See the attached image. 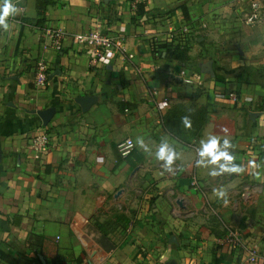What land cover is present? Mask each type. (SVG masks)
<instances>
[{
    "label": "crops",
    "instance_id": "obj_1",
    "mask_svg": "<svg viewBox=\"0 0 264 264\" xmlns=\"http://www.w3.org/2000/svg\"><path fill=\"white\" fill-rule=\"evenodd\" d=\"M133 2L145 11L139 23L132 20ZM12 3L17 12L6 29L0 28V264H42L40 257L45 264H264V254L250 263L242 247L218 244L222 227L208 219L213 215L238 225L241 217L248 234L249 215L263 212L264 28L251 31L248 47H241L233 61L236 68H253L252 75L240 71L243 75L222 79L213 53L217 45L196 37L201 52L208 53L205 58L194 55L190 40L210 17L206 0ZM41 5L42 26L23 21L37 18ZM46 27L66 32L109 28L125 36L133 57L92 61L90 48L69 39L59 52L44 48ZM182 32L186 41L176 40ZM165 42L188 47L186 66L164 53L153 54ZM250 51L260 54L250 59ZM40 61L48 67L41 87L33 81ZM89 95L96 101L83 111L75 98ZM47 107L55 111L42 125L33 111ZM183 111L194 118L205 112L199 136L188 143L163 126L164 118L173 122ZM251 111L258 116L251 119ZM36 129L48 139L38 158L26 142ZM248 134L257 136L256 143ZM211 137L218 141L216 148L201 156ZM125 138L134 147L122 156L118 144ZM159 149L176 153L171 165L157 158ZM220 151L231 154L232 161L212 162ZM231 165L240 170L230 171ZM138 181L146 185L140 188L145 200L133 212L135 223L126 226L131 213L123 207L137 206L131 200ZM257 191L261 198L248 201ZM30 233L48 238L42 255L27 248ZM250 236H243L245 243Z\"/></svg>",
    "mask_w": 264,
    "mask_h": 264
},
{
    "label": "rangeland",
    "instance_id": "obj_2",
    "mask_svg": "<svg viewBox=\"0 0 264 264\" xmlns=\"http://www.w3.org/2000/svg\"><path fill=\"white\" fill-rule=\"evenodd\" d=\"M199 1V0H198ZM202 2H205V0H201ZM206 7H205V11H207L210 14V17L208 19V21H204L205 22V26H200L199 28L196 29V34H191V41L193 43V47H195V56H200L202 55L203 52H201V49H199V45L196 44V37H198L199 35L203 36V40L202 42L205 43H212L215 44L217 46H214L217 48V50L214 53V56L216 58V56H218L219 58H216L219 65L217 67L219 72L221 71V74H218V77H222V79H224L225 77H229V76H236L237 73L239 72V74H241L243 71L246 73V75L251 76L252 75V70L253 68H250L249 66H238V67H248L250 69V71H247L245 69H241V68H237L238 70H236L235 68V61L237 58H239V54L238 51L239 49L242 48H247L248 47V39L251 37V31H256L254 29L258 28L263 29L264 28V0H206ZM256 3L258 4L259 8L255 9L252 8V4ZM204 4V3H202ZM240 7V8H239ZM231 14V15H229ZM253 14L255 15V17H253ZM252 16V17H251ZM134 22L139 23L138 18H135ZM198 22V21H197ZM199 24V22H198ZM261 24V26L258 27V25ZM222 32L227 33V37H223ZM182 34H186L185 32L179 33L176 36V40H184L186 41V37L182 36ZM223 41H227V44L223 43ZM188 42V41H187ZM166 43V42H165ZM176 44H180L179 42H177ZM173 45V44H172ZM183 44H181L180 46H182ZM184 47H186V45H183ZM224 46V47H222ZM192 48V47H191ZM250 48H252L250 46ZM264 49V48H263ZM263 52L261 53L262 55H264V50H262ZM249 57L250 59H253V57H256L258 54H260L259 52H253L250 51L249 52ZM208 53H203L204 56H206L205 58H207ZM212 56H210L211 58ZM213 58V57H212ZM211 58V59H212ZM234 63V68L230 71L231 68H229V66H232ZM243 75V74H241ZM236 94H239L237 91H235ZM238 105V103H237ZM252 105V102H249V105H245L248 106L247 108L249 109L250 106ZM241 107L243 105H240ZM238 106V107H240ZM256 106V105H255ZM244 121L246 123V125L249 126L250 121L249 119H247L246 117L244 118ZM250 133V132H249ZM249 135V134H248ZM246 135V136H248ZM256 137L257 136H248V139H250L251 143H256ZM263 137V136H262ZM261 137V141L259 140L260 143L264 144V137ZM27 143H30V137H28L26 139ZM261 152L263 151L264 154V147H260ZM151 183V182H150ZM264 183V182H262ZM261 183V184H262ZM134 186L135 187H139V189H135V193L134 196L131 200V202L136 201L135 205L137 204V206H133L130 203H125L126 207H123V209L127 208V210H129L130 216L128 217V220L126 222V226L129 225H133L136 221L135 218V214L133 213L136 209L139 208L141 201H144V193L140 192V188H144L145 183L143 182H139L137 183V185H135L134 182ZM149 187V186H148ZM150 188V187H149ZM258 188V187H257ZM258 195L249 199L248 201H252V200H257L260 197V193L259 191H257ZM205 197L203 195H201L199 197L201 202H204L203 205L205 206L206 202H205ZM154 200L153 198H150V201ZM241 201H243L241 199ZM247 201V200H245ZM152 202V201H151ZM182 204H185V200L181 201ZM246 203V202H245ZM124 205V204H122ZM263 205V203H262ZM137 207V208H136ZM150 207L151 204L149 205V209L148 212L150 213ZM207 207V206H205ZM243 207H245V205H243ZM263 207V212H255L249 215V219L247 221L248 224V234L247 232L244 231V227L245 224L243 222H241V217H239V224L235 225V224H227L225 221V223H222V219L220 222L219 217L217 218L215 216L214 217H210L208 219H211L222 227V230L220 231V236L221 237L224 232L227 230V228L230 229H236L240 232V234L242 236H244V240L246 239V237H248V235H252L250 236L248 242H246V245H254L257 252L260 254H264V205ZM249 208V207H248ZM251 208H249L248 210H250ZM149 219V218H148ZM214 222V223H215ZM257 223V225H255ZM241 225V226H240ZM243 228V229H242ZM255 231V232H254ZM254 233H258L256 235V237H259L262 240V244L259 243L256 244L254 242V240L256 238H254ZM218 245V244H217ZM245 251V250H244ZM246 252V251H245Z\"/></svg>",
    "mask_w": 264,
    "mask_h": 264
},
{
    "label": "built area",
    "instance_id": "obj_3",
    "mask_svg": "<svg viewBox=\"0 0 264 264\" xmlns=\"http://www.w3.org/2000/svg\"><path fill=\"white\" fill-rule=\"evenodd\" d=\"M136 3H132L134 9ZM252 8L257 9V4L253 3ZM252 17V16H251ZM253 17L255 15L253 14ZM44 48L52 49L56 52L61 51L65 47L66 40H70L71 44L76 47L91 49L92 61L102 60L108 55H120L127 59L133 57V52L127 45L126 38L123 34L112 31L109 28L102 29L94 27L93 29L78 32H66L59 28L46 27L43 29ZM48 67L45 62L37 63L33 81L36 86H43L47 80ZM187 82L189 80H186ZM231 99L236 100L235 95L230 94ZM48 144L47 134L43 129H36L35 133L30 136V146L34 151V157L38 158L40 153L45 150ZM134 147L131 138H125L118 144L119 152L122 156L128 155ZM218 244L230 247H242L246 251L247 260L254 263L258 258V252L254 245H246L243 236L236 229L227 228L224 234L219 238Z\"/></svg>",
    "mask_w": 264,
    "mask_h": 264
},
{
    "label": "trees",
    "instance_id": "obj_4",
    "mask_svg": "<svg viewBox=\"0 0 264 264\" xmlns=\"http://www.w3.org/2000/svg\"><path fill=\"white\" fill-rule=\"evenodd\" d=\"M44 4H48L47 1L44 2ZM180 8L182 10V14L185 20H188V12L185 7V5H180ZM43 6H39L37 9L38 17L35 19H29V18H23V21L28 23H33L34 25L42 26L43 25V19H42V12H43ZM145 15V11L143 10L142 4H135V10L133 12L132 20L134 21L135 18H138V20H141V17ZM159 48H162L161 50H152L153 54L156 56H162L164 53V58L166 59H174L177 60V62L180 65L186 66L188 63V47H184L183 45H168L166 43H162L158 45ZM238 69H245L247 71H250L248 67H237ZM235 68L236 70H238ZM264 100V99H263ZM182 115L176 118L173 122L170 119L164 118L163 119V126L164 128L174 137H176L178 140L182 142H190V140L196 138L200 134V130L205 122V112L198 111L199 116L192 117V113L190 112H182ZM192 117V118H191ZM186 122H184V120ZM98 230H100L102 233L107 234L106 229L98 222L94 223ZM48 240L47 237L37 235L34 233H30L29 237L26 242L27 248L30 250H35L36 252L40 253L41 255L43 246L45 242Z\"/></svg>",
    "mask_w": 264,
    "mask_h": 264
},
{
    "label": "clouds",
    "instance_id": "obj_5",
    "mask_svg": "<svg viewBox=\"0 0 264 264\" xmlns=\"http://www.w3.org/2000/svg\"><path fill=\"white\" fill-rule=\"evenodd\" d=\"M17 12L16 6L14 3H12V0H0V28H4L6 29L8 27V18L10 16H14ZM211 141V144H209L207 147H205L203 144L202 145V149L200 151V155L201 156H208L209 153H211L215 148L216 145L218 143L217 139L215 137H211L209 139ZM208 140V141H209ZM141 146H143V141L142 140H138L137 141ZM225 144L229 145V142L227 140L224 141ZM156 156L158 159L163 160L165 162V165H171L173 160L175 159L176 153L175 152H164L163 149H159L156 152ZM224 160V161H232L233 157L231 154L225 153L224 151H220L218 153V155L215 158H212V162H216L219 160ZM221 167L223 168L224 166L221 165ZM230 171H235L238 172L240 169L238 166L236 165H231ZM220 195L222 196L223 193H220Z\"/></svg>",
    "mask_w": 264,
    "mask_h": 264
},
{
    "label": "water",
    "instance_id": "obj_6",
    "mask_svg": "<svg viewBox=\"0 0 264 264\" xmlns=\"http://www.w3.org/2000/svg\"><path fill=\"white\" fill-rule=\"evenodd\" d=\"M96 96L89 95V96H81V97H76L75 101L80 105L81 109L85 111L88 109V107L96 101ZM54 107H47L45 109H39L35 112L38 117L41 119L42 125H46L48 121L51 119V117L54 114ZM258 112H249V116L251 119H254L256 116H258ZM1 158V154H0ZM42 264H45L44 260L40 257Z\"/></svg>",
    "mask_w": 264,
    "mask_h": 264
}]
</instances>
